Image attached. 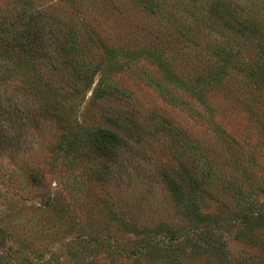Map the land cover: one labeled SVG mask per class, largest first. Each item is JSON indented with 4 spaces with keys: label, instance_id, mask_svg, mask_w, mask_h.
<instances>
[{
    "label": "rangeland",
    "instance_id": "1",
    "mask_svg": "<svg viewBox=\"0 0 264 264\" xmlns=\"http://www.w3.org/2000/svg\"><path fill=\"white\" fill-rule=\"evenodd\" d=\"M99 1L103 6L105 0ZM113 1L117 8L94 9L100 23L96 33L123 51L116 63L104 60L101 71L106 65L107 81L130 93L128 99L143 116L161 114L194 138L180 139L166 135L161 127L156 130L157 125L144 124L146 133L135 141L139 146L121 171L129 186L119 194L88 181V171L99 166L96 161L51 163L46 144L51 135L34 134L32 150L24 155H0V264H264V91L257 89L252 105L242 104L250 95L248 88L236 91L238 105L214 103L218 107L214 120L225 129L220 139L195 114H203L202 103L174 87L167 91L155 85L150 81L154 70L138 56L139 49L149 48L154 40L168 50L165 34L161 35L166 33L170 41L207 45L211 53L210 46L219 41L233 44L239 61L256 59L264 46V0H219L253 23L252 36L212 23L207 8L214 0H160L157 13L133 0ZM96 47L91 54L98 52L97 58L103 60ZM204 54L205 59L213 57ZM262 61L259 53L257 62ZM77 107L87 123L100 121L98 110L89 103ZM195 146L201 149L200 156L193 151ZM180 162L199 176L203 170L215 173L201 176V187L210 194L198 190L193 199L217 224L211 239L218 250L206 249L198 239L202 236L191 234L184 217L176 214L166 174L175 178L180 171L185 178ZM29 166L38 168L47 184H34ZM230 182L233 188L228 187ZM250 203L247 221L233 214ZM222 241L227 243L223 251ZM176 255L179 262L170 259Z\"/></svg>",
    "mask_w": 264,
    "mask_h": 264
},
{
    "label": "trees",
    "instance_id": "2",
    "mask_svg": "<svg viewBox=\"0 0 264 264\" xmlns=\"http://www.w3.org/2000/svg\"><path fill=\"white\" fill-rule=\"evenodd\" d=\"M133 1L154 13L159 12L162 0ZM100 6L99 0H0V155H24L32 150L34 134L51 135L46 142L51 163L55 164L57 159L70 164L81 158L96 161L99 166L88 171V181L108 186L119 194L129 186V178H123L121 171L127 165L129 154L139 146L135 141H140L146 133L144 124L157 125L156 130L161 127L166 135H177L180 139L192 136L161 114L148 112L143 116L140 108L128 99L130 93L107 81L106 65L101 71L103 61L118 62L123 50L96 33L100 23L94 9L117 8V2L105 0L102 8ZM207 9L212 23L226 24L232 33L252 36L251 32L256 29L251 21L237 16L226 1L214 0ZM164 34L168 50L160 44L157 46L154 40L152 46L138 51V56H143L154 70L150 81L167 91L174 87L194 96L202 103L203 114L194 113L202 117L211 134L221 139L225 129L214 120L218 112L214 103L221 100L228 105H238L236 91L248 88L250 95L242 104L252 105L257 89L264 91V61L257 62L259 53L264 59V46L258 49L261 51L256 59L239 61L233 44L219 41L210 46L211 53L207 45L179 44L170 41L173 39L169 36L166 38V33L161 35ZM97 45L103 60L97 58L98 52L91 54ZM203 52L213 57L205 59ZM88 91L90 97L86 98ZM83 102L98 110L100 121L97 124L87 123L85 115L81 117L77 105ZM54 137L57 138L55 143L51 141ZM52 143L54 146H49ZM192 148L201 155L198 146ZM180 166L186 179L181 177L180 171L175 178L166 174L167 190L175 201L176 214L184 217L191 234L202 236L198 239L206 243V249L218 250L211 239L217 224L212 222L210 212L193 199L198 190L210 194L206 187H201V176L212 177L214 172L211 167L203 166L212 171L203 170L199 176L184 162H180ZM28 170L34 184L45 182L38 168L29 166ZM229 186L233 188L234 184L230 182ZM251 206L252 203L239 207L233 214L247 221ZM226 244L220 242V250H225ZM179 258L178 255L170 257L177 262Z\"/></svg>",
    "mask_w": 264,
    "mask_h": 264
}]
</instances>
